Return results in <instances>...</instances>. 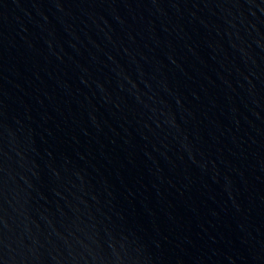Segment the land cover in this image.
Segmentation results:
<instances>
[{"label": "water", "instance_id": "obj_1", "mask_svg": "<svg viewBox=\"0 0 264 264\" xmlns=\"http://www.w3.org/2000/svg\"><path fill=\"white\" fill-rule=\"evenodd\" d=\"M0 264H264V0H0Z\"/></svg>", "mask_w": 264, "mask_h": 264}]
</instances>
